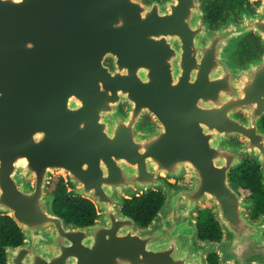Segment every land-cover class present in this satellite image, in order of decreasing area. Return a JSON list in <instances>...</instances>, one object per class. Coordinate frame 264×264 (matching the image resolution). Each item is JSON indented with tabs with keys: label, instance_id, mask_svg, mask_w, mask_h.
<instances>
[{
	"label": "water",
	"instance_id": "water-1",
	"mask_svg": "<svg viewBox=\"0 0 264 264\" xmlns=\"http://www.w3.org/2000/svg\"><path fill=\"white\" fill-rule=\"evenodd\" d=\"M0 0V216L23 241L6 264H264V0ZM96 207L53 209V177ZM164 194L139 226L127 199ZM209 209L218 240L202 239Z\"/></svg>",
	"mask_w": 264,
	"mask_h": 264
},
{
	"label": "trees",
	"instance_id": "trees-1",
	"mask_svg": "<svg viewBox=\"0 0 264 264\" xmlns=\"http://www.w3.org/2000/svg\"><path fill=\"white\" fill-rule=\"evenodd\" d=\"M248 0H235L236 3H243ZM229 0H214L207 6L209 19L219 20L226 9ZM245 2V3H246ZM242 5V4H239ZM238 5V6H239ZM235 8V7H234ZM264 127V120H263ZM235 186L240 192L257 199V206L253 212L256 217L264 211V191L261 190V171L253 160H246L245 164L231 172ZM50 190L54 192L56 200L53 209L68 222H75L85 226L92 224L96 217V207L88 199L83 197L69 196L67 186L62 176L54 177ZM164 194L160 191H151L133 199H127L124 212L133 217L139 226L148 225L157 214L164 202ZM199 235L202 239L218 240L221 237L219 223L213 219L209 209H204L199 215ZM23 241V234L17 223L9 216H0V264H6L5 246H17ZM212 264L218 262L217 254L208 256Z\"/></svg>",
	"mask_w": 264,
	"mask_h": 264
},
{
	"label": "flooded vegetation",
	"instance_id": "flooded-vegetation-1",
	"mask_svg": "<svg viewBox=\"0 0 264 264\" xmlns=\"http://www.w3.org/2000/svg\"><path fill=\"white\" fill-rule=\"evenodd\" d=\"M245 2H246V1H245ZM245 2H243V3H239V4H244ZM239 4L236 3L235 0H229V2H228L226 5H230V6H232V7H237ZM223 12H225V10H224ZM217 21H218V20L213 21V23H214V22H217Z\"/></svg>",
	"mask_w": 264,
	"mask_h": 264
},
{
	"label": "rangeland",
	"instance_id": "rangeland-1",
	"mask_svg": "<svg viewBox=\"0 0 264 264\" xmlns=\"http://www.w3.org/2000/svg\"><path fill=\"white\" fill-rule=\"evenodd\" d=\"M57 176H61V175H56V176H54V177H57ZM54 177H53V178H54ZM243 195H244V196H247L245 193H243Z\"/></svg>",
	"mask_w": 264,
	"mask_h": 264
}]
</instances>
